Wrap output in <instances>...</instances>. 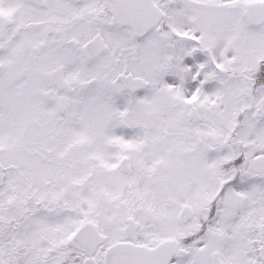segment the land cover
I'll list each match as a JSON object with an SVG mask.
<instances>
[{
    "label": "snow or ice",
    "instance_id": "1",
    "mask_svg": "<svg viewBox=\"0 0 264 264\" xmlns=\"http://www.w3.org/2000/svg\"><path fill=\"white\" fill-rule=\"evenodd\" d=\"M0 264H264V0H0Z\"/></svg>",
    "mask_w": 264,
    "mask_h": 264
}]
</instances>
